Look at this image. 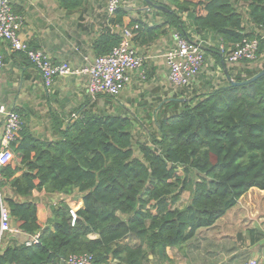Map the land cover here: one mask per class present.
I'll list each match as a JSON object with an SVG mask.
<instances>
[{"label": "trees", "instance_id": "obj_1", "mask_svg": "<svg viewBox=\"0 0 264 264\" xmlns=\"http://www.w3.org/2000/svg\"><path fill=\"white\" fill-rule=\"evenodd\" d=\"M241 1L248 3L249 19L261 32L246 31ZM190 10L195 32L221 37L226 51L221 46L209 51L225 83L200 93L192 85L180 88L160 101L159 111L150 115L155 131L142 127L151 140L135 139V118L96 111L93 105L71 114L65 126L55 113L56 140H43L23 124L19 143H13L21 160L0 166V203L25 238L12 235L0 250V264H66L72 254H91L106 264H145L151 254L167 260L168 247L183 248L250 189L264 190V75L243 85L228 78L244 81L264 65L242 61L239 69H231L226 63V52L245 37L259 38V58L264 54V0H168L162 9L166 22L152 27L133 22V40L146 35L145 42L155 41L167 34L165 26L193 40L180 14ZM125 13L119 7L115 22L122 24ZM121 41V33H106L95 41L94 52L107 55ZM14 52L23 67L34 66L25 52ZM35 189L78 191L84 206L73 222L71 206L62 201L44 224L29 200ZM184 192H190V202L180 207ZM250 232L256 242L255 230ZM37 234L39 241L28 244ZM129 236L139 244L125 243Z\"/></svg>", "mask_w": 264, "mask_h": 264}, {"label": "crops", "instance_id": "obj_2", "mask_svg": "<svg viewBox=\"0 0 264 264\" xmlns=\"http://www.w3.org/2000/svg\"><path fill=\"white\" fill-rule=\"evenodd\" d=\"M185 1L198 3L202 0ZM10 2L13 11L24 17V24L20 30L22 39L27 41L32 49L47 53L53 61L57 63L66 61L75 68H81L97 57L94 45L102 35L115 32L122 34L124 29L132 30L131 24L136 21L149 27L160 26L166 22V16L162 13L163 8H161V6L165 7L167 3L165 0H124L121 8L126 10V13L123 16L122 24L115 22L117 14L110 15L107 12V0H10ZM237 5L244 16L246 31L261 32L260 27L249 19L248 3L241 1ZM192 11H184L180 14L188 26L187 32L190 37L205 47V65L192 85V89L200 93L223 85L226 75L217 64L215 55L209 51V48L217 49L221 46V37L209 31L195 32L193 16L190 14ZM165 27L168 28L167 34L160 36L155 41L145 42L146 35L140 36L136 41L133 40V45L145 58V77L140 76L138 71L133 73L131 84L121 94L123 99L121 102L117 100L118 97L113 98L112 101H107L106 96L102 95L92 97L87 90L85 75L56 78L53 85L47 88L35 67H23V60L11 49L8 42L3 41L0 47L4 59V66L1 70L0 103L20 110L24 125L30 128L36 136L48 141L56 140L58 136L55 130V113L61 116V121L65 126L68 124L71 114L75 117L81 107L92 105L96 111L106 110L109 113L127 114L136 119V127H143L145 125H142V117H147L148 114L150 119L153 112L159 111L160 101L172 97L176 91L170 84L169 67L165 59L167 51L174 43L172 36L174 30L169 26ZM260 60L256 64L258 67L263 66L264 54ZM226 63L231 69H239L241 65V63L231 64L228 61ZM101 98H106V100ZM109 104L112 105V108L108 111L106 108ZM146 127L148 126L146 125ZM20 138L19 135L17 141ZM14 153L16 160L14 159L12 163L16 165L21 160V156L15 149ZM36 183L38 184L39 180H36ZM9 193L13 195L11 192ZM20 199L23 200L21 197ZM29 200L37 204L38 218L44 224L53 218V207L62 201L68 202L71 208L76 210L84 206L82 194L78 191L68 195L47 193L44 190L35 189ZM187 204L181 206L179 203V206L184 207ZM263 206L264 190L252 188L241 197L228 215H224L214 226L210 227L211 231L216 230L217 233L214 235V240L216 238L220 241L227 235L226 231L224 232L222 229L223 221H229L231 215H234L232 224L237 222L236 215L242 212L241 219L245 216L247 219L244 220L250 219L251 229L255 230L256 242H251L249 237L250 241L248 240L245 253L242 251L243 253L239 256L232 255L237 259L234 264H243L242 261L246 257L258 259L259 264H264ZM200 232L201 229L181 249L168 247L169 259L161 260L151 254L145 264H203L196 260L193 252L195 248H198V244L195 242L200 237ZM221 232L224 233L222 237L219 235ZM248 233H251L250 230ZM19 236L25 238V234ZM13 239L12 235H7L1 250ZM124 242L133 246L139 244L134 236L127 237ZM246 259L244 260L245 264L250 260ZM116 263V261L111 262V264ZM204 264L206 263L204 262Z\"/></svg>", "mask_w": 264, "mask_h": 264}, {"label": "built area", "instance_id": "obj_3", "mask_svg": "<svg viewBox=\"0 0 264 264\" xmlns=\"http://www.w3.org/2000/svg\"><path fill=\"white\" fill-rule=\"evenodd\" d=\"M124 0H107V12L115 15ZM24 24V17L13 11L10 0H0V47L6 41L14 51L25 52L35 69L42 76L44 85L50 88L56 78L69 75H85L87 90L92 97H118L132 82L135 71L145 77V58L133 45V30L122 31V41L107 55L97 56L92 62L81 68L73 67L69 62L57 63L42 50L32 49L28 42L22 39L20 30ZM173 46L165 55L169 67V81L173 88H184L194 84L202 71L206 54L202 44L173 31ZM264 38V34H263ZM260 47L259 38L245 37L235 44L233 49L226 52L227 61L231 64L242 61H257ZM222 51L225 46L221 45ZM226 51V50H225ZM4 66L0 49V84L1 70ZM22 115L14 108L0 103V166L12 163L15 158L13 143H15L23 128ZM75 208H71L73 222L77 218ZM21 231L13 224L7 207L0 203V250L7 235L20 234ZM39 234L28 240V244L39 241ZM66 264H106L98 263L91 254H72ZM246 264H258L250 259Z\"/></svg>", "mask_w": 264, "mask_h": 264}, {"label": "rangeland", "instance_id": "obj_4", "mask_svg": "<svg viewBox=\"0 0 264 264\" xmlns=\"http://www.w3.org/2000/svg\"><path fill=\"white\" fill-rule=\"evenodd\" d=\"M259 61H261L260 58L257 61H255L254 64L255 65L258 64ZM262 65H264V62L262 63ZM179 89L180 88L176 89L175 93H178ZM121 94L120 96H118V99H117L120 102L123 100L121 97ZM119 97H120V100H119ZM102 100H106V98H103ZM111 108H112V105L109 104V106L107 105L106 109L109 111L111 110ZM142 114L144 113L142 112ZM142 119H143L142 125H145L144 126L145 128H149L148 130L150 133L154 132L155 127H153V124L150 121L148 114H147V117L143 116ZM146 125L148 127H146ZM142 130L143 129L141 126L137 129V131H135V139L138 140L140 138H143L145 140H151L150 136ZM182 197H183L182 201L180 202L181 206L187 204L190 201V192H184ZM262 211L264 213V206L262 207ZM229 212L227 213V215L229 214ZM242 214L243 212L236 215L237 222L235 224H232L231 222L232 220H234V215L230 216L229 221L226 220L229 223L226 221H223L222 229H224V232L226 231L227 235H225L222 239H220V241L216 238L214 240V235L217 234L216 230H213L214 231L213 232L210 230L211 228H201V232H200L201 235L195 242L196 244H198V248H195V250L193 251L195 253V257L198 262H203V264L204 262L206 264H234V262H236L237 259H235L236 256L232 257V255L239 256L243 252L245 253L248 240L250 241L248 231L251 229L252 224L250 222V219L244 220L246 216L241 219ZM206 230H210V231L204 232ZM223 234L224 233L221 232V234L219 235L222 237ZM211 240H214V241L211 242ZM246 258L245 259L248 261L252 257H246ZM244 260L242 261L243 264H245ZM255 260L257 261L258 264L260 263L258 259H255Z\"/></svg>", "mask_w": 264, "mask_h": 264}, {"label": "water", "instance_id": "obj_5", "mask_svg": "<svg viewBox=\"0 0 264 264\" xmlns=\"http://www.w3.org/2000/svg\"><path fill=\"white\" fill-rule=\"evenodd\" d=\"M148 1H150V0H148ZM166 2H167V0H165V3ZM161 8L164 9V6H161ZM263 75H264V68L259 73L255 74L251 78H248L244 81H234L233 79H231V76H228V78L233 85H243V84H249V83L253 82L254 80L258 79L259 77H261Z\"/></svg>", "mask_w": 264, "mask_h": 264}]
</instances>
